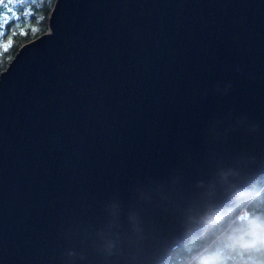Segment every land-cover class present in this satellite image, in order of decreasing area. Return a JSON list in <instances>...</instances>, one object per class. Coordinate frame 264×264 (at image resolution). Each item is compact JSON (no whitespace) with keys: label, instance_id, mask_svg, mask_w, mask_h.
Masks as SVG:
<instances>
[{"label":"water","instance_id":"obj_1","mask_svg":"<svg viewBox=\"0 0 264 264\" xmlns=\"http://www.w3.org/2000/svg\"><path fill=\"white\" fill-rule=\"evenodd\" d=\"M264 176V0H55L0 72V264H163Z\"/></svg>","mask_w":264,"mask_h":264},{"label":"trees","instance_id":"obj_2","mask_svg":"<svg viewBox=\"0 0 264 264\" xmlns=\"http://www.w3.org/2000/svg\"><path fill=\"white\" fill-rule=\"evenodd\" d=\"M54 2L43 0L38 4L37 16L42 21L37 30L29 26L11 39L12 45L8 48L0 45V72L23 43L47 30ZM242 210H246L248 218L239 216ZM217 217L219 222L210 223L174 248L163 264H243L245 258L253 264H264V234L261 232L264 230V176Z\"/></svg>","mask_w":264,"mask_h":264},{"label":"rangeland","instance_id":"obj_3","mask_svg":"<svg viewBox=\"0 0 264 264\" xmlns=\"http://www.w3.org/2000/svg\"><path fill=\"white\" fill-rule=\"evenodd\" d=\"M43 0H0V45L8 48L11 39L27 27L37 30L42 18L37 15V6ZM44 3L40 6H43ZM40 21V25H39ZM34 32V31H33ZM244 212V211H243Z\"/></svg>","mask_w":264,"mask_h":264},{"label":"flooded vegetation","instance_id":"obj_4","mask_svg":"<svg viewBox=\"0 0 264 264\" xmlns=\"http://www.w3.org/2000/svg\"><path fill=\"white\" fill-rule=\"evenodd\" d=\"M243 211H244V212H243ZM239 216H240V217H243V218H248L249 215L247 214L246 210H242V211L239 213ZM261 232H263V234H264V230L261 231ZM243 264H253V263H252V261L246 260V258H245L244 261H243Z\"/></svg>","mask_w":264,"mask_h":264},{"label":"clouds","instance_id":"obj_5","mask_svg":"<svg viewBox=\"0 0 264 264\" xmlns=\"http://www.w3.org/2000/svg\"><path fill=\"white\" fill-rule=\"evenodd\" d=\"M220 218L219 217H207L205 219V222L212 223V222H219ZM203 264V262H201Z\"/></svg>","mask_w":264,"mask_h":264}]
</instances>
